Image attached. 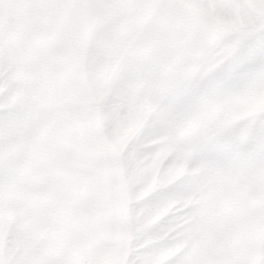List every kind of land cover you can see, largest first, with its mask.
<instances>
[{
  "label": "snow or ice",
  "instance_id": "obj_1",
  "mask_svg": "<svg viewBox=\"0 0 264 264\" xmlns=\"http://www.w3.org/2000/svg\"><path fill=\"white\" fill-rule=\"evenodd\" d=\"M36 13H50L49 30L80 44L91 78L109 82L101 99L106 111L121 120L142 113L134 151L146 159L166 156L160 171L167 183L157 190L186 176L198 177L187 195L165 204L173 208L168 214L173 219L162 233L133 249L128 264H220L198 251L208 213L224 181L249 184L264 194V137L219 166L193 164L229 129L264 124V65L232 91L169 109L161 119L163 135L150 144L138 140L162 102L197 73L202 83L253 37L251 51L264 57V0H0V161L36 126L51 86L38 52L13 44L23 20ZM209 15L229 23L217 27ZM26 35L34 38L31 30ZM125 76L124 90L114 100ZM33 196L26 164L16 172L0 165V264H43L27 258L23 243L35 222L34 212L24 209ZM13 203L17 227L5 238L2 218ZM161 242L167 244L158 248ZM223 264H264V242Z\"/></svg>",
  "mask_w": 264,
  "mask_h": 264
},
{
  "label": "rangeland",
  "instance_id": "obj_2",
  "mask_svg": "<svg viewBox=\"0 0 264 264\" xmlns=\"http://www.w3.org/2000/svg\"><path fill=\"white\" fill-rule=\"evenodd\" d=\"M208 19L211 24L217 27L229 23L224 17L218 15H209ZM22 26L26 33L29 27L24 24ZM255 41V37L246 41L234 56L225 61L202 83L199 80L200 73H197L193 80H196L198 87L191 88L192 92H186L188 94H183L190 95L191 93L190 97L182 95V106L194 103L196 100L206 98L211 94H224L225 90L228 91L225 89V80L236 81L234 86H230V91L238 88L237 85H240L241 82L247 81L264 65V57L253 54L251 51ZM202 65L201 72L206 67L207 61L202 62ZM184 101L188 102L184 104ZM173 108H175L174 104L167 105L165 113ZM104 116L106 118L101 121V126L107 130L105 133L106 141L112 146V156L117 162L119 176L123 181L117 185V198L88 201L49 200L50 215L48 221H51L49 224L58 223L57 218L59 217L54 211H65L66 214L73 213L74 215L75 210L86 207L87 215L83 216L84 221H86V232L82 233V237L81 234L74 233L77 234L75 238L85 237V239H100V242L120 243L124 251V264H128L133 249L144 245L150 236L162 233L173 219L172 216H168L173 208L165 204L187 195L191 187L197 182L198 177L186 176L166 189L157 190L160 185L167 183V178L160 171L166 156L161 155L155 159H146L134 151L136 141L133 137L140 127L143 116L136 113L121 120L106 109ZM58 123L59 120L54 121V127L60 126ZM161 125L151 119L140 134L138 142L150 144L152 140L163 135L164 127ZM238 125L239 127L243 125L242 128H246L244 123ZM238 125L232 128L230 132H239ZM263 129L264 124L258 121L250 129L243 130L246 136L244 134L242 137L245 141L242 142L240 148L232 140V138L236 139L237 135L228 137L224 134L197 154L193 166L203 164L213 168L245 153L255 145L249 139L264 137V132H260ZM29 132L19 144L30 141ZM11 157L12 151L7 154L3 161H0V165L7 169ZM125 180L126 182H124ZM36 202L33 200L26 201L24 209L39 211L43 208L44 203L38 200L39 207H36ZM18 215L15 203L10 205L3 214L5 238L17 227ZM38 218L41 217L35 215L34 223H37L36 219L38 220ZM34 230L35 225L23 241L27 250L32 239L37 240L48 236L49 239L60 242L67 237V232L64 231L62 236L61 232L54 229L52 225L48 235L40 232L39 228L38 231ZM88 236L94 238H87ZM261 242H264V194L255 191L249 184L235 181L222 182L217 191V199L208 213L207 227L198 242L199 253L209 260L223 264V262L240 258L247 250ZM166 244L167 242H161L157 247L162 248Z\"/></svg>",
  "mask_w": 264,
  "mask_h": 264
},
{
  "label": "crops",
  "instance_id": "obj_3",
  "mask_svg": "<svg viewBox=\"0 0 264 264\" xmlns=\"http://www.w3.org/2000/svg\"><path fill=\"white\" fill-rule=\"evenodd\" d=\"M48 17L49 13L26 17L13 40L14 46L35 49L44 59L49 69L51 86L37 115L36 126L29 132L30 141L18 144L11 150L12 157L7 170L16 172L22 163L26 164L30 187L34 193L31 201L40 200L44 203L45 207L33 211L37 217H41L39 221L36 219L34 231L39 228L40 232L48 235L52 225L62 236L64 231L67 232V237L60 242L48 236L32 239L27 250L28 259L43 264H124L122 244L85 237L75 238L77 234L74 233L82 237V233L86 232V221L83 218L87 215L86 207L78 208L74 215L54 211L59 217L58 223L49 224L51 221H48L49 200L117 198V185L123 182L117 162L112 156V146L106 141L107 130L101 126V121L106 118L101 99L109 82L103 78H91L82 59L81 45L59 39L49 30ZM23 24L29 27L34 38L26 35ZM126 80L127 76L116 86L114 100L123 92ZM235 82L225 80V89H228L225 93L230 91V86H234ZM194 87L197 88L198 84L196 80H191L172 93L162 102L160 113L152 120L161 125L166 106H182V95L192 92L191 88ZM183 96L190 97L191 93ZM137 114L142 116L140 112ZM58 120L60 126L56 128L54 121ZM242 127L238 125L239 132L231 133L229 129L225 133L228 137L237 135L232 140L239 148L245 141L242 137L244 134L246 136V128ZM260 132L263 133L264 129ZM260 138L249 140L256 144Z\"/></svg>",
  "mask_w": 264,
  "mask_h": 264
}]
</instances>
